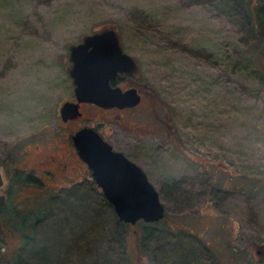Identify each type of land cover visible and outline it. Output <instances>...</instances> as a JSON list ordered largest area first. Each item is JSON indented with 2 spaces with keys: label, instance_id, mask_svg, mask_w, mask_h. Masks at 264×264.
Instances as JSON below:
<instances>
[{
  "label": "rangeland",
  "instance_id": "rangeland-1",
  "mask_svg": "<svg viewBox=\"0 0 264 264\" xmlns=\"http://www.w3.org/2000/svg\"><path fill=\"white\" fill-rule=\"evenodd\" d=\"M261 2L0 0V169L8 156L38 173L9 192L0 264H264V29L252 22ZM108 25L137 60L127 85L143 101L120 120L94 105L81 119L113 132L165 207L119 239L94 182L36 162V151L69 145L58 111L72 93L70 44Z\"/></svg>",
  "mask_w": 264,
  "mask_h": 264
},
{
  "label": "water",
  "instance_id": "water-1",
  "mask_svg": "<svg viewBox=\"0 0 264 264\" xmlns=\"http://www.w3.org/2000/svg\"><path fill=\"white\" fill-rule=\"evenodd\" d=\"M68 57L71 60L68 74L77 102L66 101L60 107L64 120L81 113L80 101H93L105 107H131L141 100L134 85L123 89L111 84L118 73L132 74L139 68L134 55L123 51L114 25L85 33L81 41L70 44ZM73 139L120 220L134 224L139 219L150 222L164 216L165 207L159 191L142 166L114 149L92 126L79 128L73 133ZM3 180L0 170V188ZM5 199L6 194L0 192V210Z\"/></svg>",
  "mask_w": 264,
  "mask_h": 264
},
{
  "label": "flooded vegetation",
  "instance_id": "flooded-vegetation-1",
  "mask_svg": "<svg viewBox=\"0 0 264 264\" xmlns=\"http://www.w3.org/2000/svg\"><path fill=\"white\" fill-rule=\"evenodd\" d=\"M82 37L79 40H77L76 42L81 41ZM119 40H120V43L122 44L123 51H126L124 49L123 43L121 42L120 34H119ZM67 61H68V66H69L70 63H71V60L68 59ZM132 74L131 73H126V72L118 73L116 75V78L111 80V84L112 85H118L121 88L126 89L127 87L132 86V85H127V75H132ZM69 77H70V75H69ZM70 79H71V77H70ZM73 88H74V85H73V81H72V93L69 96H67L66 98H64L63 100L60 101L61 104L59 106V111H58L59 120L61 122V125H64L66 128L68 127V129H69V131L67 133L69 145L67 146V148L62 147L59 144L57 146L55 145V147L61 148L59 153L58 152L57 153H54V152L47 153V152H43V151H42L43 152L42 153L39 150L36 151V155L37 156L40 155V157L38 159L36 158L37 156L35 157L37 159L36 162H38V163H40L42 165L49 164V165L53 166L54 169L60 170V174L64 178H69L71 173H74L75 175H79L80 176V179L77 180V181H79V183L87 181L90 184H92V182H94L96 187H97V189L99 190V192L103 196H105L104 193H103V190H101V187L98 186V184L96 183V180L93 177L92 168L89 167L87 161L83 157H81V155L79 154L78 148L74 144L73 133L76 132L81 127L92 126L98 132V134H100L107 142L110 143V145H112V147L114 149L122 151L113 142V135H114L113 132L111 133V132L100 130L97 127V125H95L94 123H90V120L93 118L90 115H89V117L86 118L87 121H83L81 118L84 117V112H83L84 106L94 105V106H96L99 109L115 111V113L111 114V116L108 118V120L110 122H112V121H115V119H118V118L120 120L121 112L124 109H126V108L129 109V106L118 107V106L112 105L111 107H105V106H102V105H98V104H96L93 101H80L79 110H80L81 113L78 114V116H76V117H68L66 120H64L62 118V116H61V113H60V107L64 103H66V101L77 102L76 95H75V90ZM138 91H139V93L141 95V98H140L141 100L137 104H140L143 101V99H142V93L139 90V88H138ZM137 104H135V105H137ZM131 107H134V106H131ZM123 124H128L129 125V129H130V133H131V122L130 121H126L125 122L123 120ZM136 128H140V127L136 126ZM123 153H125V152H123ZM125 155H127V154L125 153ZM6 158L9 159L8 156ZM130 159H132V158H130ZM1 165L3 166V171L0 169L1 172H3V176H4L3 183H4V181L6 182V183H4L2 185V187L5 186V188H6L8 186V184H9L8 180L6 178V172H5L6 165H7V167H10L11 165L9 163H4V164H1ZM35 169L36 168L32 167V169H31L32 171L31 172H27L26 170H22V169H20V170L23 171V173L26 172L27 175L29 174V176H31V175L38 176V173L35 171ZM41 170H42V172L43 171L44 172L50 171L51 173H53L52 170L50 168H48V167L42 168ZM2 187L0 188V192H1ZM2 192L4 194H6V199H7V197H8L7 189L3 190ZM6 199H5V201H6ZM253 251H254V254H256V255L262 252L257 247H254Z\"/></svg>",
  "mask_w": 264,
  "mask_h": 264
},
{
  "label": "trees",
  "instance_id": "trees-1",
  "mask_svg": "<svg viewBox=\"0 0 264 264\" xmlns=\"http://www.w3.org/2000/svg\"><path fill=\"white\" fill-rule=\"evenodd\" d=\"M234 2H235V4H237L238 6H239V8H241V6H242V4H243V0H234ZM264 3V2H263ZM263 3L261 2V6H260V8H258V11H257V14H256V18L254 17V20L252 21L253 22V25H254V23H255V26H258L259 28H261V29H264V5H263ZM243 8V7H242ZM243 11H244V9H243ZM243 14V13H242ZM250 14V13H249ZM248 14V18H250V15ZM244 15V14H243ZM245 16V18H246V15H244ZM252 16H255V15H252ZM256 23H257V25H256ZM261 32H262V30H261ZM263 35H264V33L263 34H261L260 35V37H261V39H264L263 38ZM2 161H3V163H1V164H4V163H8V161H7V158L5 157V158H2L1 159ZM5 172H6V178H7V180H8V186L5 188V189H7V193H8V197H7V199H6V201L4 202V204H3V208L0 210V216H1V214L3 213V210L7 207V204H9L10 203V200H11V198H10V196H9V192L11 191V188L13 187V186H15V183H18L19 181H20V179H22V174H23V171H21L19 168H17L15 165L13 166V168H11V166L10 167H7V165H6V170H5ZM21 174V175H20ZM27 177H29V174L28 175H26ZM105 197V196H104ZM106 198V197H105ZM105 201L108 203V205H110V207H111V211H110V214H112L114 217H115V223H116V226L112 229V233H113V236H114V239L115 238H117V239H119V236H120V238H121V229H123V227L124 228H126L128 225H130L131 223H126V222H124V221H122V220H120L119 218H118V215H117V213L116 212H114V208H113V206H112V204L108 201V200H106L105 199ZM19 218H20V216H19ZM150 223V222H149ZM150 225L151 226H153L152 224H148L147 226H148V228H150ZM145 232V231H144ZM146 233V232H145ZM145 233H143L144 235L143 236H146V235H148V234H150V231H147V233L145 234ZM118 236V237H117Z\"/></svg>",
  "mask_w": 264,
  "mask_h": 264
}]
</instances>
